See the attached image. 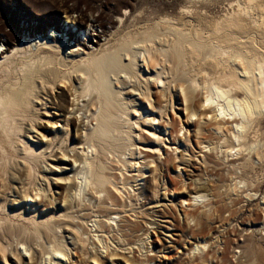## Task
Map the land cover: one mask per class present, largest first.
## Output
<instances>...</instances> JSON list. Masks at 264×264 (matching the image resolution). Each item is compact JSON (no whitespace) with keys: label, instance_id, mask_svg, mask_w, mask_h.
Returning <instances> with one entry per match:
<instances>
[{"label":"bare ground","instance_id":"bare-ground-1","mask_svg":"<svg viewBox=\"0 0 264 264\" xmlns=\"http://www.w3.org/2000/svg\"><path fill=\"white\" fill-rule=\"evenodd\" d=\"M185 1L178 17L146 20L129 14V2L117 3L109 7L116 20L108 24L132 21L112 31L103 12L95 14L89 5L81 9L78 2L57 7L64 14L61 24L51 11L33 16L35 27L0 22V46L7 47L0 52V264H11L10 253L19 264L27 258L29 264H150L143 247L135 259L127 239L140 233L137 226L145 220L138 211L150 200L148 192L160 204V170L170 171L182 154L180 134L188 127L181 121L177 130L163 121L170 106L175 112L177 95L186 105L187 123L196 125L201 152L221 155L243 172L229 190L247 200L257 196L260 188L244 173L264 161V0ZM221 3H227L226 11L213 17L208 9ZM45 26L57 32L48 34ZM96 28L103 30L104 45L92 42ZM153 86L161 95L155 101ZM55 89L63 90L61 96ZM209 129L213 139L204 134ZM33 133L41 140L34 141ZM146 135L153 146H140ZM186 140L192 148L191 137ZM162 151L166 158L159 163L154 156ZM204 157L207 167L212 155ZM48 168L52 176L44 173ZM40 178L46 187L38 185ZM147 178L149 186L141 187ZM208 191L219 200L210 201ZM13 194L19 198L10 203ZM220 197L210 181L180 204L202 208L211 219V207L224 202ZM38 202L48 210H39ZM149 220L137 240L142 245L155 224ZM207 222L200 221V231L209 230ZM210 248L207 241L195 243L189 256L202 253L207 261Z\"/></svg>","mask_w":264,"mask_h":264},{"label":"rangeland","instance_id":"rangeland-1","mask_svg":"<svg viewBox=\"0 0 264 264\" xmlns=\"http://www.w3.org/2000/svg\"><path fill=\"white\" fill-rule=\"evenodd\" d=\"M125 1L130 3L128 6L129 14L131 12L133 16L137 15L141 20H146L148 18L154 19L167 14L178 17L182 6L186 3L185 0H0V22L11 21L14 25H17L20 22L27 23L28 26L35 27L36 22L32 21L33 16L39 17L37 16L38 14L45 12L48 13L51 11L52 14L54 13L60 17V19H56V21L61 24L60 20L64 14L58 11L57 7L63 2L70 6L78 2L81 9L85 10L86 6L89 5L92 6L94 10H98L95 14L103 12L106 17L105 21H107L105 24L106 28L107 30L112 31L111 28L114 24H108V22L115 21L116 17L110 13V8L115 7L117 3ZM226 9L227 3H221L216 6H211L208 11L212 12L211 14L214 17L216 15H222ZM121 11L123 12L124 8H122L120 12ZM128 17L129 16L127 15V18ZM131 21V18L126 19L125 17L123 22L124 26H130ZM123 24L116 25L117 27L121 26V29ZM48 29L50 28L45 26V32L48 34H50V31L52 30L57 32L56 29ZM96 29V32L98 31V35H95L96 38H93L92 36V42L96 46H98V42L101 45H104L106 43L105 37H100V35L103 34V30L98 28ZM6 30L11 31V28L6 27ZM73 32H76V30H73ZM91 34L93 35L94 33L89 32L88 36L90 37ZM79 36L82 37V39L84 37L81 32L78 34V37ZM69 39H71V37ZM84 42H86V40H84ZM87 44L90 45L89 43ZM6 48V46H0V52L6 51ZM96 50V48L91 49L92 52H96ZM55 90L54 94L56 96H61L63 90ZM151 90V94H153L155 101L159 96H161L160 92H158L159 90L155 86L151 87ZM126 92L129 94L130 91L127 90ZM69 94L71 93H67V98L68 102H71L72 98H70L71 96ZM141 98L142 97L139 95L137 96L138 102L143 104V100ZM200 99L201 97H197L195 100L197 102ZM174 103L176 105L174 108L175 112L172 111L170 106L169 117H166L163 121L173 123L177 130L181 129L180 123L182 121L185 126L188 127L190 132L187 131L186 133V130L183 129L184 132L180 134V136L185 134L186 137H180V145L178 144L180 146L178 148L179 151H182V154H179L180 159H176L174 163L171 162L169 165L170 171H166L164 168H162L163 170H160L162 171L160 173H162L161 176L163 179H159V186L161 189L159 192L161 195L160 204L157 203L159 206L154 209H150L151 206L153 207L157 204L154 200H152V193L148 192L150 200L144 202L142 205L144 207L138 211L139 213L143 212L142 215L144 217L142 215L141 216L146 222L150 221V217V219L152 218V220H154L155 224L152 225L153 227L151 226V230L149 229V239L148 241H145L144 245L137 240L139 239V236L143 238L141 234L147 228L145 221H142V223L139 222V226H137L138 229L137 227L132 226V228L137 230L140 229L138 236L134 235L128 237L127 239V243H130L135 248V254H133V256H135V259H141L138 256V247H143L144 250L146 249L145 251H148L149 255H151L149 257L151 260L150 264H238L239 262V264H264V203L262 204V194L259 195L261 191L264 192V161H255L256 163L254 166H248L245 168L246 170L244 174L246 177L253 181L254 186L260 188V191L256 194L257 196H255L254 199L247 200L245 195L240 192H238V194L237 192H231L229 190L231 185L233 186L237 181H239L237 177L243 172L241 170L232 169L231 166L227 165V161L223 162L221 155L212 154L210 152H201L204 146L199 145L197 143V138L194 136L196 125L194 123L192 124V122L187 123V113L185 111L186 105L183 102V98L179 97V95L175 96ZM147 107L148 105L146 104V108ZM62 123H60V125H62ZM160 127L165 132V127L162 125H160ZM62 129L63 128H60V130ZM42 131L46 133H54V130H45V128H43ZM206 132L204 134L209 139H213V137H210L209 135L211 133L210 129ZM33 136L36 137L34 140L36 142L38 140L40 141L42 138V135L38 138V135L35 133H33ZM189 137H191V141L194 145H192V148L187 146L188 141L186 139ZM147 138L148 139L144 140V142L140 143V146H153L150 142L152 139H149V136H147ZM146 149L149 150L150 148L148 147ZM185 150H188L189 152L186 153ZM163 153L164 152L162 151L160 158L158 157L159 155L154 156L159 163L165 161L166 155ZM145 154L153 155L152 152H146ZM205 154L206 157L207 155H212V158L210 159L212 164L209 163V165H207L208 168L203 165ZM181 159H184L185 162H182ZM228 160L230 161L231 158L229 157ZM178 164H182L178 167L181 169L180 173L179 170L176 169V165ZM235 164L239 165L240 162H235ZM43 171L47 175L52 176L50 168L44 169ZM145 173L147 174L148 171ZM180 176H183L186 181V185H184V187H182V184L180 183ZM207 181H215L217 183L221 193L220 198L221 200H224L223 204L219 203L218 205L211 207L212 210L210 212L213 213L211 219H208L205 216V210L202 208L186 209L180 204L182 197L190 198L191 193L195 191L197 186H200V184L207 185ZM139 182L142 183L141 187L145 188L146 186H149L150 179L147 178V180H141ZM38 185L40 187L47 186L46 182L42 178H40V183L38 182ZM55 189L56 191L58 190L57 188ZM207 193L209 194L210 201L212 200L215 202L219 200L218 198L213 197L214 192L208 191ZM9 198L11 203L14 198H19V196L13 194ZM57 204H59V202ZM37 206L39 210H48L46 202L40 204L38 202ZM10 207L14 209L12 204ZM188 212H193L194 217H188ZM147 214H150L151 216L145 218ZM200 221H208L209 230L200 231ZM203 241H207L208 244L211 245L206 259L208 262L201 259L202 253L189 256L190 249H192L193 245ZM261 245L263 247H261ZM257 250L260 252H257ZM37 257L38 256L36 254V258ZM106 257L107 256H105V258ZM73 260L79 261L80 258L75 255ZM9 262L11 264H19V259L14 254L10 253ZM29 263H31L30 258L23 260V264ZM73 264L77 263L74 262ZM108 264H125V262H123V260L115 262L114 259H109Z\"/></svg>","mask_w":264,"mask_h":264}]
</instances>
